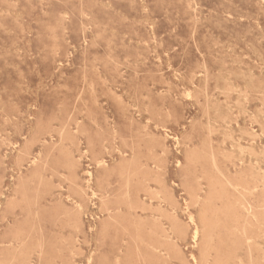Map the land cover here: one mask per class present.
Wrapping results in <instances>:
<instances>
[{
    "label": "rangeland",
    "instance_id": "374dc122",
    "mask_svg": "<svg viewBox=\"0 0 264 264\" xmlns=\"http://www.w3.org/2000/svg\"><path fill=\"white\" fill-rule=\"evenodd\" d=\"M0 264H264V0H0Z\"/></svg>",
    "mask_w": 264,
    "mask_h": 264
},
{
    "label": "bare ground",
    "instance_id": "6f19581e",
    "mask_svg": "<svg viewBox=\"0 0 264 264\" xmlns=\"http://www.w3.org/2000/svg\"><path fill=\"white\" fill-rule=\"evenodd\" d=\"M236 76V75H235ZM221 114V113H220Z\"/></svg>",
    "mask_w": 264,
    "mask_h": 264
}]
</instances>
